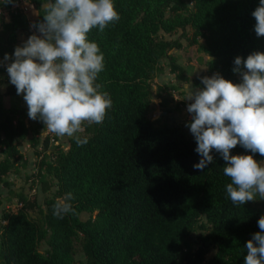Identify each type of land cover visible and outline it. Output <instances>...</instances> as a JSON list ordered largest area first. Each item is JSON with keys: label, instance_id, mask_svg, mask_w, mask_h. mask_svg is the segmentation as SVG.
<instances>
[{"label": "trees", "instance_id": "trees-1", "mask_svg": "<svg viewBox=\"0 0 264 264\" xmlns=\"http://www.w3.org/2000/svg\"><path fill=\"white\" fill-rule=\"evenodd\" d=\"M29 1L37 12L35 23L42 22L49 0ZM191 1L190 9L186 0H113L120 20L88 34L104 55L96 83L109 93L112 108L101 125L85 122L77 133L88 137L83 146L69 137L65 150L56 135L41 138L46 126L28 117L23 95L9 81L11 60L0 64V185L10 189L8 177H21L30 165L20 151L27 142L36 157L32 184L40 183L44 193L55 188L43 206L33 194L9 190L20 207L1 211L0 264H74L77 247L85 264H244L246 242L260 231L264 200L234 205L226 193L231 182L223 173L226 162L218 153H211L213 163L203 171L194 169L201 157L186 126L191 120L178 125L166 113L152 120L148 112L151 83L162 74L165 59L177 80L196 88L204 87L200 77L214 73L241 82L232 71L234 59L264 53V36L256 35L252 16L259 0ZM14 3L0 2V61L34 33L27 16L11 10ZM179 31L208 56L205 74L188 78L170 54L183 48L180 38H171ZM164 91L159 88L157 95ZM230 154L264 160L239 144ZM67 193L74 214L59 219L53 206Z\"/></svg>", "mask_w": 264, "mask_h": 264}, {"label": "clouds", "instance_id": "clouds-1", "mask_svg": "<svg viewBox=\"0 0 264 264\" xmlns=\"http://www.w3.org/2000/svg\"><path fill=\"white\" fill-rule=\"evenodd\" d=\"M3 4L15 0H0ZM42 22L32 25L39 33L30 35L15 47L12 56L4 55L9 81L17 95H23L31 120H39L58 137H74L77 146L88 143L81 138L85 122L101 125L112 108L109 93L96 83L104 70V55L88 38L93 29L100 32L120 20L113 0H49ZM254 31L264 36V0L252 12ZM232 69L241 77L233 83L219 73L200 77L203 88L190 90L187 106L189 127L201 157L194 169L203 171L218 153L225 166L223 173L234 205L264 200V161L253 155H231L238 144L251 153L264 156V53L254 52L234 59ZM242 66V67H241ZM71 193L59 198L53 215L63 219L73 213ZM259 232L246 242L244 264H264V215L257 221Z\"/></svg>", "mask_w": 264, "mask_h": 264}, {"label": "rangeland", "instance_id": "rangeland-1", "mask_svg": "<svg viewBox=\"0 0 264 264\" xmlns=\"http://www.w3.org/2000/svg\"><path fill=\"white\" fill-rule=\"evenodd\" d=\"M188 7L192 8V1L186 0ZM31 12V10H30ZM31 30V29H30ZM186 32L191 33L190 28H187ZM37 34V33H33ZM38 35V34H37ZM167 38L169 36H166ZM173 39H179L183 45V48L180 50H172L170 54L174 57L176 63L180 65L185 75L193 79L200 74L206 73V63L209 61L208 56H206L202 50L200 49L199 45H189L187 42V39L181 36V31L176 33L175 35L171 36ZM25 40L24 34L20 33L18 35V42H23ZM199 44H203V41H199ZM168 60H163V66L164 70L162 74H160L158 77H156L152 83V104L150 107V110L148 112V118L152 120H158V119H164L165 116L162 114L166 113V118H171L174 123L176 124H183L185 121L191 120V115L187 111V106L192 101L187 100V96L190 92V90L197 89L192 85V83L189 82H183L179 81L175 78L173 74L169 72V69L167 67ZM159 88H165V91L157 95V92ZM0 90H3V87L0 88ZM3 103L5 106L9 105L8 98H3ZM41 138H44L46 136H53L55 134L48 133L44 134L43 132L40 133ZM44 134V137H43ZM58 137V136H57ZM29 138V136L27 137ZM59 138V137H58ZM68 136H63L58 139V143L63 149H67L68 146ZM55 145L54 141L50 142L49 148L51 149ZM41 147L38 148L39 151H41ZM21 152H24V154L27 156L28 159H30V165L27 167L26 170L23 171V174L21 177H8V180L12 182V186L10 189L3 187L0 185V201L2 203L0 207V217H1V211H13L16 212L18 210L16 199H11L9 190L11 192L23 190L25 194H33V196L36 197L37 202L39 205L43 206V202L45 199L51 198L53 196V193L55 191L54 187H51L49 191L46 193L42 192L41 188L42 185L38 183L37 181L32 184V180L29 179L32 177V175H35L37 173V167L35 165V156L33 153V150L29 147L27 142H23L22 146L20 147ZM264 160H260L259 162H262ZM34 164V165H33ZM50 178L46 175L45 180H49ZM88 218V214L83 213L81 215V219L85 220ZM202 234L201 232H196L194 236ZM193 236V237H194ZM192 237V238H193ZM47 249V246L44 242H42L39 246V251L43 253ZM214 252H211L207 258H210L213 256ZM75 262L74 264H85V257L82 254L79 247L76 249L75 253Z\"/></svg>", "mask_w": 264, "mask_h": 264}, {"label": "built area", "instance_id": "built-area-1", "mask_svg": "<svg viewBox=\"0 0 264 264\" xmlns=\"http://www.w3.org/2000/svg\"><path fill=\"white\" fill-rule=\"evenodd\" d=\"M11 10L12 11L13 10H19L22 13H24L27 16V18L30 20V29H31L30 31L37 33L36 31H34V28L32 27V25L35 23L37 18L36 19H31V18L28 17V14H29L30 10L31 11L35 10L34 5L29 0H18V1H16L14 4H12ZM2 11H3V16L5 18H7L8 17L7 12L5 10H2ZM37 34L39 35V33H37ZM17 206H18V209H19L20 205L17 204Z\"/></svg>", "mask_w": 264, "mask_h": 264}, {"label": "crops", "instance_id": "crops-1", "mask_svg": "<svg viewBox=\"0 0 264 264\" xmlns=\"http://www.w3.org/2000/svg\"><path fill=\"white\" fill-rule=\"evenodd\" d=\"M28 17L29 18H31V19H36L37 18V12L34 10V11H31V12H29V14H28ZM41 132H43L45 135L46 134H48V133H50L48 130H47V127L44 129V130H42ZM44 134H43V137H44ZM58 139H60V137L58 138ZM21 151V150H20ZM22 153H24V152H22ZM36 158V157H35ZM29 161H30V159H28ZM35 161H36V159H35ZM34 165V164H33ZM12 176V175H11ZM10 176V177H11ZM13 177V176H12Z\"/></svg>", "mask_w": 264, "mask_h": 264}]
</instances>
